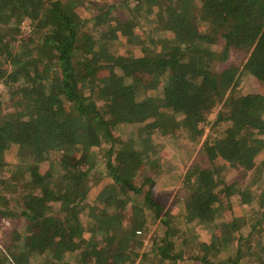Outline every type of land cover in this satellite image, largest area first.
Here are the masks:
<instances>
[{"label": "trees", "instance_id": "trees-1", "mask_svg": "<svg viewBox=\"0 0 264 264\" xmlns=\"http://www.w3.org/2000/svg\"><path fill=\"white\" fill-rule=\"evenodd\" d=\"M125 1L0 0V218L14 199L24 217L0 244V264H136L158 255L178 264L185 244L202 264H264V202L255 205L264 192L236 195L253 204L234 208L232 181L211 161L164 178L163 158L152 152L153 132L178 125L193 137L209 127L222 129L216 142L231 161L244 169L258 162L263 148L251 140L264 135V93L234 92L250 76L264 83V0H138L147 26L113 11ZM25 17L32 32L21 35ZM139 82L155 94L138 97ZM117 128L144 133L124 140ZM16 148L32 162H15ZM70 148L81 154L68 168L37 171L51 150ZM13 167L30 170L19 180ZM94 167L107 174L97 178ZM163 179L180 183L189 225L175 239L173 215L154 192ZM219 190L231 220L217 215ZM128 204L144 212L128 221ZM148 215L163 231L145 246Z\"/></svg>", "mask_w": 264, "mask_h": 264}, {"label": "rangeland", "instance_id": "rangeland-1", "mask_svg": "<svg viewBox=\"0 0 264 264\" xmlns=\"http://www.w3.org/2000/svg\"><path fill=\"white\" fill-rule=\"evenodd\" d=\"M107 1L108 3H114L118 1L117 3H120V0H103ZM202 3H200V6ZM120 8H114L113 11L117 12L119 15L124 16V15H129L132 16L135 21H139V18L143 21V23L147 26L149 23L146 20V15L147 12L146 10H141L139 9V2L138 0H127L123 2L122 5L119 6ZM97 11L102 10L101 7L96 9ZM125 10V11H124ZM202 23L204 24V19L201 17ZM31 18L30 17H25L22 19V21L19 23V26L21 28V35H27L32 32V23H31ZM138 28H142L141 26H138ZM138 28H135L134 31H140ZM23 29V30H22ZM0 30L3 31L5 30V26L3 23H0ZM20 36V35H19ZM14 45V51H16V47L20 48V41H13L12 43ZM127 51H132L133 50V45H127ZM238 52H233L232 53V59L239 57ZM10 65V63L8 62ZM104 72H109L107 68H104L102 72H99L100 75L105 74ZM136 72H139V70H136ZM138 80L141 82L143 81L141 78H138ZM249 80L248 84H246V81L243 82V86H239L238 88L235 89V94H239L242 92H247L250 90H256L261 93H264V83L262 82L261 78L258 76H250L247 78ZM139 82V83H140ZM142 83V82H141ZM137 84L136 89L138 91V97L140 98H145L150 96L149 94H155L154 91H148L146 92V88L144 87V84L141 85ZM3 82H0V89L3 87ZM94 89V87H93ZM155 90V89H154ZM92 92V89L90 90V93ZM218 105L215 106V108L218 109L220 108V104L218 102H214L213 105ZM213 117H215V113L213 112ZM143 125H139L138 127H142ZM124 129V128H122ZM121 128H117V133L116 135L120 139L129 138L131 137L132 139L134 138L135 141L137 142V138L141 133H144V131H139L137 132H131L130 130H122ZM143 130V129H142ZM222 129H219L217 131H214L211 128V132L208 134L209 127H207L202 134L195 135L193 137L188 136L187 134L183 133V131L180 129V127L177 125H171L168 126L165 131L162 129L159 130V132H153L152 134L155 137V141H157L156 148L153 149L152 152H154V155H161L162 156V174L161 177L168 178L171 175H177L180 176L179 179H183V174H185L189 168V170L193 171H198L200 168L207 166L210 164V161L217 167L219 168V172L225 171V174L228 178V181H232V187L230 190L232 191L233 198L232 199V206L234 208L238 207H245L246 210L250 208V206L253 204V201H250V203H245L241 204L239 202V198L236 196L238 194H242V192H245V197L249 198L250 195H255L256 192L258 191H263L264 192V135L260 134L259 138H255V140H251L252 143L255 145L262 147L263 150L261 151L259 155L258 162L254 165L253 168L249 169H244L243 166L240 164L234 163L231 161L230 158V153L225 154L223 150L218 147V142H216L217 137L221 133ZM133 139V141H134ZM118 144V142H117ZM207 145L210 146L209 148L212 150V153L208 155L207 153ZM212 147V148H211ZM67 151V150H66ZM223 153H222V152ZM16 155L14 157L15 162H17L20 158H22L23 161L31 163L32 162V154L27 153L24 151V155L20 156V149L16 148L15 149ZM51 153L49 154V158L45 160V162H41L39 164V168H37V171L44 173L47 169L51 168L52 166H55L58 171L59 169L62 170L63 168L66 169L69 166L68 159L74 160L77 156L81 154V151L79 149H74L70 148L68 149L67 152L64 153L63 149H60V151H55L51 150ZM66 155V156H65ZM100 158H105L103 155V152L99 154ZM211 157V160H210ZM66 158L67 160H64ZM18 163V162H17ZM29 169H25L23 167H13V172L19 173L29 171ZM246 170V171H243ZM17 171V172H16ZM21 171V172H20ZM93 172L98 173L97 178L99 177L101 179L102 176L107 174V171H100V168L94 167L92 169ZM242 172H246L245 175L242 174ZM102 173V174H101ZM18 179L20 180V174ZM104 179V178H103ZM110 179V178H109ZM180 181V180H178ZM180 188V183L178 182L177 185L174 184V182H171L170 179L167 180H161L155 185L154 192L155 195L163 200L164 204V211L169 210L171 214L173 215V220L175 221V227L170 229V238H176L179 237L180 234H178V231L182 233L183 227L189 226L188 223L185 225V221L183 219V215L185 213V209L183 208L182 202L177 200V193ZM249 188V189H248ZM243 189H246V191H242ZM251 192V193H250ZM138 198L142 199V195L138 194ZM225 196L224 193H222L221 190L218 191L217 195V215L224 219V220H231L232 219V214H233V207H229V205H226L225 202ZM254 201L256 199H253ZM262 200V199H261ZM258 199L259 205L255 204L256 206H260L264 201H261ZM264 200V199H263ZM252 203V204H251ZM141 204V203H137ZM132 205L133 209H130V204L128 206H125L123 208L124 212L125 210H131L130 212H127L129 216H127V220L131 221L132 219L135 220L137 217L135 216V211L139 212L142 214L144 212L143 208L140 205ZM8 209L11 210V213L7 217H2L0 218V244L2 245L5 241V237L9 236L11 228L17 224L20 223L19 219L23 220L24 217L22 216V208L20 206V203L18 202L17 199H14ZM127 210V211H128ZM143 210V211H142ZM54 211V210H53ZM165 213V212H164ZM1 217V216H0ZM153 217L148 215V220L146 223H149L150 227L148 229V235L145 236L144 239V245L146 246L147 244H151V238L150 236L152 233H156L158 235L160 232H162V229H159L158 227V222L153 221ZM125 220V221H127ZM180 222V224H178ZM21 224V223H20ZM198 230V228H195ZM244 229H247V226H244ZM199 230L202 232L201 236L205 240H210V234L208 232V228H202L199 226ZM87 233V234H86ZM85 235H88V231H86ZM233 236V235H232ZM230 236V241L236 242L234 238ZM144 246L141 247V249ZM148 249V248H147ZM191 249L185 244L182 249V254L183 257L178 259V264H202L198 260L194 261L188 256L190 255ZM214 252V251H213ZM212 252V253H213ZM215 254V253H214ZM158 258L160 255L155 256V257H148L146 260H144L147 264H164L165 259L162 262L161 260L159 261ZM10 263L13 261L9 259ZM141 260V258L136 261V264H146ZM6 264H9V262H6ZM27 264H37L34 263L33 261L28 262ZM39 264V263H38ZM92 264V263H88ZM165 264H172L171 261L167 262Z\"/></svg>", "mask_w": 264, "mask_h": 264}]
</instances>
